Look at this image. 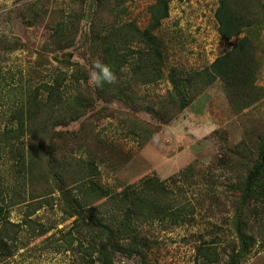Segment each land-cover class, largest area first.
Segmentation results:
<instances>
[{"label": "rangeland", "instance_id": "1", "mask_svg": "<svg viewBox=\"0 0 264 264\" xmlns=\"http://www.w3.org/2000/svg\"><path fill=\"white\" fill-rule=\"evenodd\" d=\"M154 2L128 0L124 7L129 14L124 18L144 30ZM108 5V0L102 5L98 0H0V132L14 104L28 91L44 90L61 71L81 72L87 81L77 85L68 79L64 91L89 107L78 122L56 131L76 133L77 144L84 145L82 154L95 159L104 186L119 191L156 175L168 183L177 204L190 203L194 209L178 226L154 222L142 227L152 247L147 262L119 254L116 263L198 264V249L212 247L223 264L233 250L238 251L240 195L264 142V96L235 113L218 80L186 109L178 107L170 74L210 67L235 45L218 33V0H184L171 4L170 17L154 32L167 56L164 79L136 84L128 65L115 78L125 99L99 98L89 78L102 54L92 30L99 27L102 34L112 21L104 13ZM71 16L79 19L74 25L79 31L72 36L73 46L60 50L52 34L59 23H71ZM256 44L262 64L256 85L264 94V31ZM12 162L6 157L0 162L1 177L13 175ZM190 167V174L175 184L172 179ZM262 186L264 190V175ZM26 210L23 205L14 207L10 220L22 223ZM243 216L249 221L246 234L253 240L242 264H264V193L244 209ZM31 219L44 228H23L12 256L5 257L0 248V264H83L82 256L63 238L73 219H66L60 207L40 209ZM45 228L47 233L38 235Z\"/></svg>", "mask_w": 264, "mask_h": 264}, {"label": "trees", "instance_id": "2", "mask_svg": "<svg viewBox=\"0 0 264 264\" xmlns=\"http://www.w3.org/2000/svg\"><path fill=\"white\" fill-rule=\"evenodd\" d=\"M108 1L104 13L112 16V21L109 25L104 21L102 34L99 27L92 30L102 53L98 62L109 66L115 78L129 65L131 80L136 84L159 83L164 79L167 56L154 32L170 17L171 4L184 0H155L149 7L151 19L144 30L124 18L129 14L124 7L128 0ZM98 2L102 5L103 0ZM215 18L221 39L235 41V45L201 71L183 74L174 70L170 82L175 89V101L180 109H186L219 80L233 112L241 113L264 96L258 93L260 89L256 85L262 66L256 42L264 31V0H218ZM70 19L67 25L59 23L52 34L51 40L60 50L71 48L72 36L79 31H74L79 19L75 16ZM69 70L61 71L44 90L28 91L14 104L16 107L0 132V162L5 157L13 161V175L0 176L2 253L5 257L15 253V244L26 226L44 228L31 219L40 209L53 210L58 206L66 219H73L63 238L69 249L77 250L82 256L83 264H117L119 254L137 256L147 262L152 247L142 234V227L154 222L165 227L178 226L194 214L193 206L177 204L168 183L156 175L125 185L119 191L102 184L95 159L82 154L84 145L77 144L76 133L56 131L78 122L89 107L78 104L74 97L68 98L64 91L68 79L77 85L88 79L79 71L69 75ZM97 90L98 97L106 101L125 99L116 89L115 80ZM191 171V167L182 171L181 177H174L173 182L179 184ZM263 175L264 142L240 195V216L236 222L238 251L233 250L223 264H242L252 248L253 239L246 234L249 221L243 211L264 193ZM19 205L27 209L25 218L22 223H14L10 212ZM43 233H47L46 228L38 235ZM197 262L222 264L212 247H200Z\"/></svg>", "mask_w": 264, "mask_h": 264}, {"label": "clouds", "instance_id": "3", "mask_svg": "<svg viewBox=\"0 0 264 264\" xmlns=\"http://www.w3.org/2000/svg\"><path fill=\"white\" fill-rule=\"evenodd\" d=\"M89 78L90 81L95 84V86L101 87L105 83L114 82L115 75L109 66L100 62H96L94 69L89 74Z\"/></svg>", "mask_w": 264, "mask_h": 264}]
</instances>
